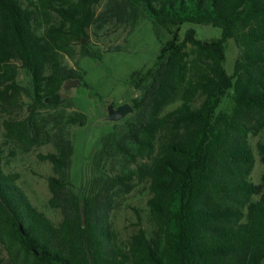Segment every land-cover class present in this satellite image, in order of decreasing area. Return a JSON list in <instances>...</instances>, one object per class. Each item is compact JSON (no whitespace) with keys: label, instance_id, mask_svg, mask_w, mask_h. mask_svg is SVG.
<instances>
[{"label":"trees","instance_id":"16d2710c","mask_svg":"<svg viewBox=\"0 0 264 264\" xmlns=\"http://www.w3.org/2000/svg\"><path fill=\"white\" fill-rule=\"evenodd\" d=\"M44 2L64 25L45 37L34 30L36 7L0 0V102L26 92L17 82L20 71L30 78L31 116L5 124L11 137L28 144L36 141L29 135L34 113L56 108L67 81L90 87L83 72L56 59L52 46H60L66 27L71 38L87 39L99 0ZM109 3L110 18L131 29L148 20L160 42L166 24L210 25L221 35L201 41L192 31L180 40L175 32L162 43L147 83L137 84L138 95L130 100L134 120L103 144L105 160L119 158L124 169L105 174L95 195L80 201L69 183L73 145L65 127L84 126L85 116L56 130V152L41 159L51 164L48 204L59 210L58 224L31 204L0 152V264L264 263V175L258 184L250 180L255 158L248 142L264 130V0ZM229 40L239 49L231 74L223 66ZM80 55L102 61L85 44ZM257 152L264 163V139ZM133 178L148 182L153 229L139 228L122 244L109 217L114 197L131 191Z\"/></svg>","mask_w":264,"mask_h":264},{"label":"rangeland","instance_id":"374dc122","mask_svg":"<svg viewBox=\"0 0 264 264\" xmlns=\"http://www.w3.org/2000/svg\"><path fill=\"white\" fill-rule=\"evenodd\" d=\"M21 1L36 7L34 30L38 35L45 37L50 28L59 29L64 26L62 19L47 6L45 0ZM95 13L96 21L87 30V39L83 38L80 42L71 38L66 27L58 41L60 48L52 44L56 59L66 68H78L83 72V78L90 87L81 86L80 80L76 86H67V81L60 91L61 102L56 108H39L34 113L35 123L30 126L33 130L30 129L29 135L34 141L36 136L35 143L17 141L9 135L5 126L7 122H26L31 116L29 106L33 101L29 95L30 78L20 71L17 82L26 92L18 98L10 97L12 104L0 102V152L4 168L18 175V187L31 204L54 224L59 223L61 215L58 209H52L48 204L50 192L47 178L52 174V170L51 164L42 160L41 156L56 152L52 141L56 130L69 118H76L79 114L85 116L84 126L75 124L65 127V135L73 145L69 183L80 201L95 195L103 183L105 174H114L124 169L119 158L105 160L103 144L111 139H118L125 132L127 123L134 120L132 113L119 121H113L109 119V109L124 103L131 104L130 100L138 95L136 85L147 83V72L155 62L162 43L172 39L175 32H178L180 40L185 39L192 31L195 39L201 41L217 39L221 35L220 29L210 25L166 24L160 28V42L148 20H139L131 29L126 24L110 18L109 0H99ZM84 44L91 51L99 52L102 61L82 57L80 50ZM238 54L236 43L229 40L225 45L223 63L228 74L233 72ZM139 71L142 74L138 75ZM226 102L224 99V106ZM175 105L176 103L171 104L169 109ZM262 139L264 130L258 136H250L248 140L255 158L250 175L254 184H258L264 175V163L257 152V145ZM132 169L134 166H129V170ZM131 186L128 193H119L114 197L109 217L110 229L122 244L128 242L130 236L139 228L147 232L153 229L147 206L150 198L147 180L133 178Z\"/></svg>","mask_w":264,"mask_h":264},{"label":"water","instance_id":"95a60500","mask_svg":"<svg viewBox=\"0 0 264 264\" xmlns=\"http://www.w3.org/2000/svg\"><path fill=\"white\" fill-rule=\"evenodd\" d=\"M79 82V79H74L71 80L67 83V86H76V84ZM133 113V108L131 104L129 103H124L122 105L117 106L116 108L111 107L109 109V119L113 121H119L123 117L132 114Z\"/></svg>","mask_w":264,"mask_h":264},{"label":"crops","instance_id":"0c3cea01","mask_svg":"<svg viewBox=\"0 0 264 264\" xmlns=\"http://www.w3.org/2000/svg\"><path fill=\"white\" fill-rule=\"evenodd\" d=\"M141 70V69H140ZM139 74H142L140 71H139Z\"/></svg>","mask_w":264,"mask_h":264}]
</instances>
